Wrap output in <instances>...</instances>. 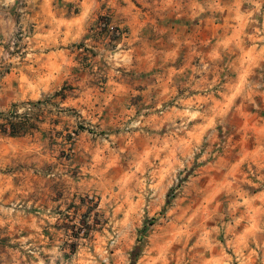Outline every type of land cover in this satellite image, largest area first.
<instances>
[{
	"label": "rangeland",
	"instance_id": "374dc122",
	"mask_svg": "<svg viewBox=\"0 0 264 264\" xmlns=\"http://www.w3.org/2000/svg\"><path fill=\"white\" fill-rule=\"evenodd\" d=\"M33 2L0 0V77ZM46 2L83 35L0 110L31 144L0 167V264H264V0Z\"/></svg>",
	"mask_w": 264,
	"mask_h": 264
},
{
	"label": "crops",
	"instance_id": "0c3cea01",
	"mask_svg": "<svg viewBox=\"0 0 264 264\" xmlns=\"http://www.w3.org/2000/svg\"><path fill=\"white\" fill-rule=\"evenodd\" d=\"M30 1H34L32 6H35L33 7L35 12H25V16L30 17V21L33 20V23L31 24L32 28L29 26L30 37L29 44L26 47L27 52L24 53L21 58L22 60L19 62L21 66H10L9 70L0 77V110H7L14 107L19 102L37 98L41 91L36 89L38 87L34 84V80H23L24 75H30L29 70H34L38 73V77L48 76L64 78L67 67L66 65L70 62L69 50L65 47L69 44L75 43L83 35L82 25L75 26L74 24H71L72 21L74 22L76 20L75 17L71 19L69 18V20L66 18L64 21H56V23H46L47 15L44 13L45 6L47 5L46 0ZM24 8H27V6H24L23 9ZM55 19L59 20L64 18H58L57 14H55L54 20ZM2 22H5L1 27V31L4 33V38L6 35L12 33L15 29V24H19L17 19H11V17H6V19L0 17V23L2 24ZM3 41L4 39L0 38V48L3 46L1 45ZM34 58L36 60L38 58H46L48 61L57 58L59 62L56 73L54 74L50 68L45 69V71H38L39 66L35 63ZM186 59L188 66V63L190 62L188 60V55H186ZM3 64H5V61ZM180 70L181 68L179 66H175V73L180 72ZM29 84L34 88L30 90L28 88ZM47 84H49V82H47ZM46 88L48 90L49 86L47 85ZM43 90L46 91V89ZM27 133L28 132H25L24 134H20L19 137H15V135L11 136L0 130V167L12 162V156L15 155V151L22 154L25 149L27 150L31 146V144L27 143V141H29ZM7 184L6 181H0V188L5 187ZM26 186V183L23 186L16 184L15 188L25 189Z\"/></svg>",
	"mask_w": 264,
	"mask_h": 264
},
{
	"label": "trees",
	"instance_id": "16d2710c",
	"mask_svg": "<svg viewBox=\"0 0 264 264\" xmlns=\"http://www.w3.org/2000/svg\"><path fill=\"white\" fill-rule=\"evenodd\" d=\"M17 122L10 121V122H8V125L0 124L1 132L5 133V134H8V135H11V136H14V135H17V134H20V133L24 132L25 128L22 127L23 126L22 122L20 120H17ZM32 126H33V124H29L28 125V127H32ZM80 201L83 202V199H80ZM66 218H68V216H66ZM80 231H81V234L85 233V229H81ZM70 251L73 252V247L72 246H71V250Z\"/></svg>",
	"mask_w": 264,
	"mask_h": 264
},
{
	"label": "built area",
	"instance_id": "2783aa9c",
	"mask_svg": "<svg viewBox=\"0 0 264 264\" xmlns=\"http://www.w3.org/2000/svg\"><path fill=\"white\" fill-rule=\"evenodd\" d=\"M11 44L13 45L14 44V41H11ZM13 48V47H11ZM32 104L31 102H28L26 103V107L27 109H30L32 107ZM19 108H15V109H12L10 111H7V112H0V120L2 121L1 124H5V125H8V122L12 121L13 119H17L19 117H21L19 115ZM21 121V120H20Z\"/></svg>",
	"mask_w": 264,
	"mask_h": 264
}]
</instances>
